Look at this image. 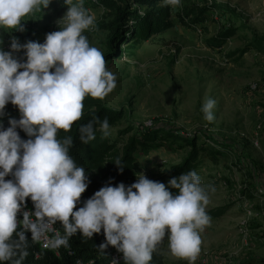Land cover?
<instances>
[{
	"label": "clouds",
	"instance_id": "1",
	"mask_svg": "<svg viewBox=\"0 0 264 264\" xmlns=\"http://www.w3.org/2000/svg\"><path fill=\"white\" fill-rule=\"evenodd\" d=\"M51 2L0 0V29L23 32L22 21ZM64 3L68 7L58 21L60 30L46 34L43 43L20 44L13 38L10 51L0 48V117L9 102L20 113L19 119L9 118L7 128L0 123V264H23L29 254L28 232L32 242L43 241L45 248L55 250L70 247L78 232L91 239L102 230L105 241L98 250L104 254L114 247L125 264H150L165 236L173 256L195 264L201 233L211 224L209 192L215 191L202 184L195 170L172 177L167 186L141 173L131 185L106 184L81 202L90 180L69 155L73 138H58V131H70L83 115L85 97L104 99L115 89L117 77L84 35L96 26L85 0ZM163 3L179 6L181 0ZM22 50L24 60L14 55ZM215 107L212 98L202 105L208 122L215 119ZM94 123L105 137L110 134L108 119L96 118L80 126L82 143L95 139ZM114 163L122 172L121 161ZM58 222L63 235L54 227Z\"/></svg>",
	"mask_w": 264,
	"mask_h": 264
},
{
	"label": "rangeland",
	"instance_id": "2",
	"mask_svg": "<svg viewBox=\"0 0 264 264\" xmlns=\"http://www.w3.org/2000/svg\"><path fill=\"white\" fill-rule=\"evenodd\" d=\"M190 1L200 0L170 6L173 28L134 48L126 47L120 60L106 61L117 79L103 103L125 112L110 132L119 141V133L129 128L134 131L121 135L123 140L145 128L197 138L202 151L195 171L203 185L215 188L209 192L206 211L227 210L220 218H211L201 233L195 264H260L264 261V0H213L234 14L211 12L196 29L182 26L177 19ZM67 7L64 0H52L47 9L22 21L23 32L0 29V48L8 51L5 46L13 38L20 44L43 43L46 34L60 30L58 21ZM85 7L96 17L95 28L87 31L89 43L105 55L107 32L97 27L107 12L96 0H85ZM221 30L235 34L222 47L205 44ZM14 55L26 59L23 50ZM208 98L216 100L212 122L201 111ZM187 151L182 142L140 155L141 173L149 179L180 164ZM168 243L165 236L155 251L163 263L188 264L171 254Z\"/></svg>",
	"mask_w": 264,
	"mask_h": 264
},
{
	"label": "trees",
	"instance_id": "3",
	"mask_svg": "<svg viewBox=\"0 0 264 264\" xmlns=\"http://www.w3.org/2000/svg\"><path fill=\"white\" fill-rule=\"evenodd\" d=\"M97 5L107 13L105 19L97 27L98 30L107 32V52L104 55L106 61L116 59L120 60L126 47L135 46L148 41L154 36L173 28L172 9L165 5L163 0H96ZM211 12H227L234 14L227 6L215 3L213 0H200L198 3L187 2L179 12L178 23L189 29H196L203 25ZM206 29V28H205ZM235 34L231 30L218 31L215 36L205 40L210 48L222 47L225 42ZM84 35L90 40V33ZM258 41L255 46L259 47ZM83 115L73 123L70 131H58V138L71 136L73 146L69 150V155L75 160L78 166L85 168L86 175L89 177L90 184L81 196V202L90 198L96 191L106 184L112 186L123 182L126 186L136 182L138 174L141 173L138 165V156L147 155L151 151L159 149H172L175 144L182 143L189 147L180 164L171 166L162 172L151 175L149 178L153 181L167 183L172 177H178L182 173L190 170H196L200 160L202 148H198L197 138L190 139L180 137L178 133L166 130H153L145 128L143 131H136L134 134L123 136L134 131L133 128L120 132V138L112 139L111 132L105 137L99 130V124L94 123L96 128L95 139L84 144L79 139V128L81 125L99 118L101 121L106 117L110 129L115 127L125 118L123 109H111L103 103L102 99L85 97L83 101ZM9 118H20L18 107L10 102L5 106V115L0 117V123L4 128L9 126ZM22 139H28L27 135L20 129H17ZM180 147V146H179ZM119 159L122 163L123 171L120 172L118 166L114 163ZM6 177L5 179H11ZM175 192V189H171ZM28 208H32L30 199L27 201ZM82 206V203L77 207ZM226 207L207 210L211 218H220L226 213ZM63 235V228L56 224ZM29 238L28 256L23 264H111L114 247L109 246L105 253L98 250V246L105 241L103 230L100 234H94L91 239L83 237L79 232L70 238V247H60L57 254L49 250H40L37 242L31 241V233H26ZM119 264H125L121 262ZM150 264H164L162 257L156 252L153 253ZM253 264V263H250ZM260 264H264L261 261Z\"/></svg>",
	"mask_w": 264,
	"mask_h": 264
},
{
	"label": "built area",
	"instance_id": "4",
	"mask_svg": "<svg viewBox=\"0 0 264 264\" xmlns=\"http://www.w3.org/2000/svg\"><path fill=\"white\" fill-rule=\"evenodd\" d=\"M11 45V44H10ZM10 45H6L5 46V48L8 50V51H10L11 49H10ZM28 209H30V208H28ZM19 218H22V217H19ZM57 230H59L60 231V229L57 227V225H55L54 226ZM30 233V232H29ZM60 233H61V231H60ZM62 235V234H61ZM37 244H38V247H39V249L40 250H49V251H53V252H55L56 254H57V249H50V248H45L44 246H43V241H40V242H37ZM122 256V253H118V259L120 258Z\"/></svg>",
	"mask_w": 264,
	"mask_h": 264
},
{
	"label": "bare ground",
	"instance_id": "5",
	"mask_svg": "<svg viewBox=\"0 0 264 264\" xmlns=\"http://www.w3.org/2000/svg\"><path fill=\"white\" fill-rule=\"evenodd\" d=\"M118 251L117 250H114L113 251V254H112V262H111V264H113V261H116V262H118V261H120V260H122L123 258V255L118 259ZM117 264V263H116Z\"/></svg>",
	"mask_w": 264,
	"mask_h": 264
}]
</instances>
